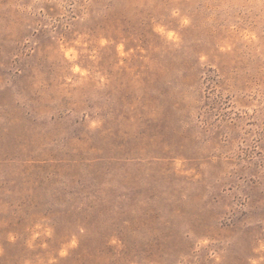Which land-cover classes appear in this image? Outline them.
<instances>
[{
	"label": "rangeland",
	"instance_id": "1",
	"mask_svg": "<svg viewBox=\"0 0 264 264\" xmlns=\"http://www.w3.org/2000/svg\"><path fill=\"white\" fill-rule=\"evenodd\" d=\"M0 264H264V0H0Z\"/></svg>",
	"mask_w": 264,
	"mask_h": 264
}]
</instances>
